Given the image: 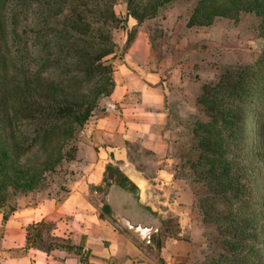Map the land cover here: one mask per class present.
I'll return each instance as SVG.
<instances>
[{
    "label": "trees",
    "instance_id": "16d2710c",
    "mask_svg": "<svg viewBox=\"0 0 264 264\" xmlns=\"http://www.w3.org/2000/svg\"><path fill=\"white\" fill-rule=\"evenodd\" d=\"M167 1L125 0V16L120 17L114 11L115 0H0V167L1 174L13 182L11 186L19 189L18 194H26L61 164L68 155L60 148L73 142L100 100L112 92L114 69L110 60L117 47L112 29L126 28L129 18L136 21L131 35L127 31L126 50L137 26L157 17ZM205 1L196 2L187 27L208 26L213 17L226 16L233 9V3L228 6L216 1L215 8L206 14ZM234 4L259 17L260 47L264 50V0H236ZM50 44L72 63V71L57 68L56 60L45 58ZM196 101L204 105L210 121H197L193 132L209 124L215 127L212 134L220 142L215 141L217 145L212 147L207 129L201 132L202 137L194 135L196 142L181 166L187 164L196 181L209 179L210 204L222 203L212 217L220 218L236 206V225L225 237L244 246V234L256 224L257 210L263 213L258 204L264 173V118L258 119L253 136L247 130L246 118L252 107L264 103V51L259 60L228 68L217 82L203 84ZM213 158L219 162L214 164ZM202 166L210 167L207 174ZM107 170L118 174L120 184L135 188L118 168L108 165ZM229 194L232 200L226 204ZM251 200L257 208L249 211ZM246 210L252 214L250 222ZM49 227L47 223L29 226L27 241L31 236L41 238ZM51 240L55 246L62 245ZM254 240L249 238V243ZM256 242L264 255V238ZM226 250L221 264H249L237 246Z\"/></svg>",
    "mask_w": 264,
    "mask_h": 264
},
{
    "label": "crops",
    "instance_id": "0c3cea01",
    "mask_svg": "<svg viewBox=\"0 0 264 264\" xmlns=\"http://www.w3.org/2000/svg\"><path fill=\"white\" fill-rule=\"evenodd\" d=\"M153 19L139 24L130 45L114 58V88L81 131L77 152L83 170L78 184L72 188L70 178L67 192L35 199L22 194L10 213L0 208V264L195 262V227L180 204L185 196L182 192H172L175 200L170 202L167 195L166 201L158 193L155 196L180 217V236L186 233L189 240L166 238L154 256L150 246L141 245L115 223L104 204L97 205L98 192H87L88 185L104 181L108 165L121 170L128 164L142 176L147 173L171 180L175 175L172 166L181 161L175 150L182 148V140L169 126L173 112L181 122L191 116L192 109L180 110L187 101V76L171 61L170 55L178 51L149 43L151 26L147 23ZM128 23L136 21L129 18ZM39 223L50 227L41 238L31 236L27 241V228ZM53 238L62 245L55 246Z\"/></svg>",
    "mask_w": 264,
    "mask_h": 264
},
{
    "label": "rangeland",
    "instance_id": "374dc122",
    "mask_svg": "<svg viewBox=\"0 0 264 264\" xmlns=\"http://www.w3.org/2000/svg\"><path fill=\"white\" fill-rule=\"evenodd\" d=\"M197 1L168 0L164 7L160 9V14L153 21L147 23L151 26L148 35L149 43L156 44L157 46H167L169 49L178 51L173 56L172 54L170 55L171 61L179 65L183 75L185 74L187 76L188 83L185 89V92H187V101L185 104H182L180 110L185 112L191 111L192 109V113L190 112L191 116L186 121L183 120V122H181L177 113L173 112L170 117L169 129L176 130L175 133L179 137L178 140H182L183 143L181 149L175 150V155L178 154L181 161L178 165L172 166L175 171L174 179H158L157 177H153L152 174L149 175L147 173L145 177L140 172L138 173L148 183V186L150 185L149 188L151 191L154 194L158 193L160 195L162 201H166L167 198L164 197L166 195L169 196L168 202L173 201L172 198L175 200V195L172 192H182L185 195L184 201L180 204L186 209L187 217H190L194 223L195 242L198 249L195 262L192 264H221L220 259H223L222 254L227 252L226 249L234 246H237L240 254H242L241 256L248 259L249 264H259L261 261L264 262L261 244L256 242L259 238H264V173L261 182V204H258L260 206L259 208L263 209V213L257 210L255 214L257 222L250 228V233L244 234L243 239L246 240V243L244 246H240L241 244L239 242H235L234 245L232 240L225 237L226 231H229L228 234L231 235L233 231L232 227L236 225L237 220L234 214L236 206L232 210H226L225 213L221 214L220 218L212 217L214 210L217 209L216 211H219L222 208V203L210 204L209 197L211 196H207L210 192V186H208L210 183L209 179L205 180L202 177L201 181H196L194 176H190L191 169L188 165L186 164L185 167L181 166L182 160L185 162L189 157V147L196 142L194 135L196 137H202L201 132L207 129L209 140L213 144L212 147L217 145L215 141L220 142L212 134L215 132V127L209 126V124L206 126L208 128L200 126L196 132H193V129L196 128L194 123L197 121H210L206 117L204 105L199 104L196 98L201 93L203 84L217 82L221 74L228 68H234L238 64H249L262 58L264 50L260 47L259 17L252 12L237 9L238 7L234 4L236 0H207L203 4V7L208 10L207 12L205 11L206 14H209L210 10L215 8L216 1L219 4H226L228 6L233 3L231 5L233 9L226 16L213 17L212 23L208 26L187 27L186 22ZM114 11L118 16L124 17V13L126 12L125 0H115ZM135 26L136 23L133 25L127 23L124 29H112V38L117 44L115 55L110 60L112 65L115 56H120L124 52V45L128 36L127 31L131 35L130 31ZM46 49L47 51L44 54L45 58L48 56V59L56 60L57 68H67L72 71V63L61 58V55H58L59 49L56 46L50 44ZM168 55L166 53V56ZM49 61L46 63L47 66H49ZM53 76H57L55 71H53ZM106 98L104 97L100 100L98 107L94 111L103 106ZM255 108H251L252 113L246 118L247 130L252 136L257 124H259L258 119L260 118L261 120L264 118V103H258ZM19 110L23 112L22 107H19ZM83 127L78 130L73 142L71 140L69 144L60 148V151L68 155L63 159L61 164H57L58 166L52 172H47L48 169H46L47 174L46 176L44 175V181L38 182V185L23 195L33 196L32 198L35 199L41 196L54 195L56 192H67L69 190L68 183L70 182L68 180L70 178L72 179V188L78 184L77 180L82 174L83 169L82 158L78 156L77 151L81 145V131ZM73 146H75V150H73ZM213 159L214 164L219 162L216 158ZM207 169H210V167L202 166V171L206 174L209 172V170L206 171ZM2 171L3 169L0 167V208L10 213L11 209L16 208L17 199L22 194H18L19 189L11 186L13 182H9L6 179L7 175L1 174ZM117 176L107 170L104 181L107 183L112 182L115 179L117 180ZM215 178L213 177L212 179ZM105 187L102 183L96 186H87V192H98L97 205L100 203L103 204V191ZM158 197H155L157 201L155 199L153 200V207L164 218L162 227L157 234L158 236L156 235L152 238L153 244L150 246V254L152 256L160 249L158 243H161L162 246L166 238H183L189 240V236L186 233L180 236V217L169 209L168 204L166 206L161 205L158 202V199H160ZM227 198L226 204H229V200H232V195L229 194ZM216 201L220 202V199H216ZM250 203L252 204L248 209L249 211H252V208H257L253 200ZM247 214L248 221L250 222L253 219L252 214L249 212ZM115 223L119 226L116 221ZM249 238L256 240L249 243ZM147 247L145 248L147 249ZM233 263L235 264V261Z\"/></svg>",
    "mask_w": 264,
    "mask_h": 264
},
{
    "label": "water",
    "instance_id": "95a60500",
    "mask_svg": "<svg viewBox=\"0 0 264 264\" xmlns=\"http://www.w3.org/2000/svg\"><path fill=\"white\" fill-rule=\"evenodd\" d=\"M121 173L135 186L123 187L116 182L103 181L106 186L103 193V204L113 220L133 239L144 246H152V238L159 233L164 216L153 207L154 192L144 178L130 165L121 168Z\"/></svg>",
    "mask_w": 264,
    "mask_h": 264
},
{
    "label": "flooded vegetation",
    "instance_id": "af4514ba",
    "mask_svg": "<svg viewBox=\"0 0 264 264\" xmlns=\"http://www.w3.org/2000/svg\"><path fill=\"white\" fill-rule=\"evenodd\" d=\"M112 182H116V183L120 184V183L118 182V180H116V179L113 180ZM109 183H111V182H109ZM109 183H107V184H109ZM120 185L123 186V187H126V188L129 186V189H130V190H134V191H135V189H136V188H133V189H132L130 184H126V185H122V184H120ZM104 190H105V188H104ZM103 193H104V191H103Z\"/></svg>",
    "mask_w": 264,
    "mask_h": 264
}]
</instances>
